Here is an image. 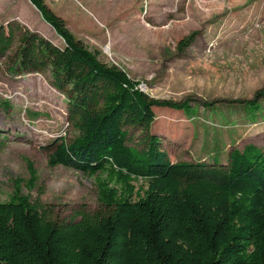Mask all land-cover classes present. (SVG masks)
<instances>
[{
  "label": "trees",
  "instance_id": "1",
  "mask_svg": "<svg viewBox=\"0 0 264 264\" xmlns=\"http://www.w3.org/2000/svg\"><path fill=\"white\" fill-rule=\"evenodd\" d=\"M30 1L63 45L12 20L0 24V60L18 75H47L66 99L76 135L52 143L50 166L105 177H96L100 207L69 222L48 217L18 180L0 201V264H264V147H233L227 164L173 162L151 133L155 108L189 103L151 97L127 71L101 61L45 0ZM48 91L40 84L50 101ZM255 97L251 106L264 90ZM131 128L144 134L137 144ZM28 166L32 190L38 175ZM140 179L148 188L136 199Z\"/></svg>",
  "mask_w": 264,
  "mask_h": 264
},
{
  "label": "rangeland",
  "instance_id": "2",
  "mask_svg": "<svg viewBox=\"0 0 264 264\" xmlns=\"http://www.w3.org/2000/svg\"><path fill=\"white\" fill-rule=\"evenodd\" d=\"M45 2L101 61L127 71L151 97L189 103L182 109L155 108L151 133L160 137L173 162L213 163L221 154L218 145L225 149L223 160L233 147H264V97L249 104L264 90V0ZM12 20L63 45L30 0H0V24ZM191 34V45L180 47ZM40 84L54 107L38 92ZM75 135L66 99L47 75H18L1 59L0 201H8L22 179L21 193L30 194L55 221H78L81 211H96V177L105 176L49 164L52 143ZM143 136L131 128L129 142L137 144ZM29 162L38 175L32 190ZM134 184L138 199L148 184L142 179Z\"/></svg>",
  "mask_w": 264,
  "mask_h": 264
},
{
  "label": "crops",
  "instance_id": "3",
  "mask_svg": "<svg viewBox=\"0 0 264 264\" xmlns=\"http://www.w3.org/2000/svg\"><path fill=\"white\" fill-rule=\"evenodd\" d=\"M188 142H189V140H188ZM203 142H204V141H203ZM256 145L259 146V147H262L261 144H256ZM217 147H218V148H217L218 151H220L221 154H220L218 157L214 158V159L217 160V161H219V162L222 163V164H227L228 161H229V152H228V155H227V156H228L227 159H226V160H223L221 156H222V153L224 152L225 149H221V147H220L219 145H218ZM215 152H217V151H215ZM220 152H219V153H220ZM219 158H220V159H219ZM188 162H192V161H188Z\"/></svg>",
  "mask_w": 264,
  "mask_h": 264
}]
</instances>
